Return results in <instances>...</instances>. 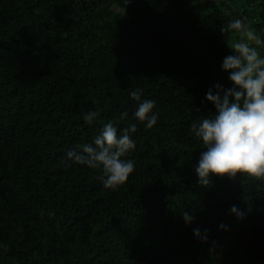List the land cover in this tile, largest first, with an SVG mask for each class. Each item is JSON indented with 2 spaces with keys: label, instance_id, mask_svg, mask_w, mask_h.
Returning a JSON list of instances; mask_svg holds the SVG:
<instances>
[{
  "label": "trees",
  "instance_id": "16d2710c",
  "mask_svg": "<svg viewBox=\"0 0 264 264\" xmlns=\"http://www.w3.org/2000/svg\"><path fill=\"white\" fill-rule=\"evenodd\" d=\"M236 18L264 39V0H0V264H264V180L200 186L194 170L206 93L233 86L221 64L240 34L221 28ZM138 89L151 129L131 119ZM125 109L135 171L109 190L64 154Z\"/></svg>",
  "mask_w": 264,
  "mask_h": 264
},
{
  "label": "clouds",
  "instance_id": "9594fccd",
  "mask_svg": "<svg viewBox=\"0 0 264 264\" xmlns=\"http://www.w3.org/2000/svg\"><path fill=\"white\" fill-rule=\"evenodd\" d=\"M225 31L240 34L231 46L232 54L225 56L221 64L233 86L225 88L217 83L209 88L206 100L215 106V115L192 125L195 137L206 149L200 153L194 168L200 186H208L214 175L224 174L235 177L241 173L264 180V55L257 47H264V39L241 18L232 19L221 28L222 33ZM143 91L129 93L136 102L131 119L151 129L158 123L159 114L154 111L156 101L143 98ZM100 115V110H90L84 121L92 126ZM128 120L129 111L125 109L104 124L91 143L68 148L64 154L68 166L102 169L99 179L105 189L115 190L125 184L135 171L134 161L125 157L136 148L133 134L137 132L136 122L120 127L121 122ZM230 212L238 219L245 216L235 205ZM181 214L186 224L192 222L193 215L188 211ZM220 228L228 230L224 224ZM193 234L201 240L207 239L206 229L203 234L199 228L193 229Z\"/></svg>",
  "mask_w": 264,
  "mask_h": 264
},
{
  "label": "rangeland",
  "instance_id": "374dc122",
  "mask_svg": "<svg viewBox=\"0 0 264 264\" xmlns=\"http://www.w3.org/2000/svg\"><path fill=\"white\" fill-rule=\"evenodd\" d=\"M235 39L233 38L231 41H230V44L233 45L235 43Z\"/></svg>",
  "mask_w": 264,
  "mask_h": 264
}]
</instances>
